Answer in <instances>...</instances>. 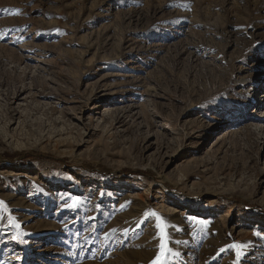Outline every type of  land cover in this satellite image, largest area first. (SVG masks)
Segmentation results:
<instances>
[{"label":"rangeland","instance_id":"rangeland-1","mask_svg":"<svg viewBox=\"0 0 264 264\" xmlns=\"http://www.w3.org/2000/svg\"><path fill=\"white\" fill-rule=\"evenodd\" d=\"M146 212L264 264V0H0V264H150Z\"/></svg>","mask_w":264,"mask_h":264},{"label":"snow or ice","instance_id":"snow-or-ice-1","mask_svg":"<svg viewBox=\"0 0 264 264\" xmlns=\"http://www.w3.org/2000/svg\"><path fill=\"white\" fill-rule=\"evenodd\" d=\"M103 195V193H101ZM61 199H65V196H61ZM70 202L66 203L64 207H67L70 210H76L79 207L80 200L77 197H68ZM151 217H156L157 223L155 224L157 232V237L159 238V252L155 258L150 262V264H165L166 259L168 258V253L170 249L168 248V234L166 231L167 225H165L160 218L154 212H146L144 214V219L141 221V224H145ZM94 219V218H92ZM199 223H204V221H199ZM18 227V225H15ZM223 251V250H221Z\"/></svg>","mask_w":264,"mask_h":264},{"label":"trees","instance_id":"trees-1","mask_svg":"<svg viewBox=\"0 0 264 264\" xmlns=\"http://www.w3.org/2000/svg\"><path fill=\"white\" fill-rule=\"evenodd\" d=\"M21 155H25L26 157L28 156H35L36 154H30L28 152H23V153H14V154H10V153H5L4 156L7 160H9V162H18L21 164V162H25V160H19L21 159ZM41 155V154H40ZM19 156V157H18ZM42 157H46V158H52L51 156H46V155H41ZM14 157H18L16 159V161H12ZM25 164V163H23ZM125 174H127V170H124ZM135 173L139 174L141 173V171H134Z\"/></svg>","mask_w":264,"mask_h":264},{"label":"bare ground","instance_id":"bare-ground-1","mask_svg":"<svg viewBox=\"0 0 264 264\" xmlns=\"http://www.w3.org/2000/svg\"><path fill=\"white\" fill-rule=\"evenodd\" d=\"M257 89H258V87L255 88V89L252 90V91L254 92V91H256ZM18 91H19V90H18ZM40 94H41V93H39V96H40ZM18 95H20V93H17V94L14 96V99H16V98L18 97ZM257 95H258V91L255 92L254 96H257ZM12 97H13V96H12ZM14 99H13V100H14ZM71 117H72L73 119H75V116H74V115H72ZM82 119H83V116L81 115V118H80L79 122H81Z\"/></svg>","mask_w":264,"mask_h":264}]
</instances>
